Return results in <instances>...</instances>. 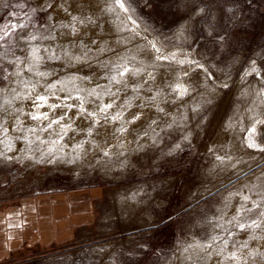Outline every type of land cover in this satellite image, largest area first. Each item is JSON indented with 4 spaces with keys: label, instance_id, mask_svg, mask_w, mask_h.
<instances>
[{
    "label": "rangeland",
    "instance_id": "1",
    "mask_svg": "<svg viewBox=\"0 0 264 264\" xmlns=\"http://www.w3.org/2000/svg\"><path fill=\"white\" fill-rule=\"evenodd\" d=\"M92 1H97L99 12L98 21L90 15L93 24L101 30L109 20L117 45L106 47L93 36L85 45L100 54L71 52L66 64L59 55L50 58L53 51H45L51 40L45 37H55L60 22L52 14L57 0H49L51 8L34 0H0V28L22 22L29 25L25 31L37 37L27 43L10 38L0 48V119L2 110L13 109L21 91L29 87L25 95L36 96L33 81L38 71L47 73V80L53 69L64 71L70 83L80 86L84 81L78 75L91 81L98 70L103 82L93 90L98 99L85 100L89 109L70 104L83 129L81 136L73 130L70 136L72 157L80 153L77 166L72 157H65L69 150L64 152L61 140L58 147L56 141L40 146L28 138L29 156L0 155V206L83 187L96 191L88 219L68 242L26 245L0 264H209L220 241L207 251L196 245H207L217 235L238 244L247 240V249H242L246 264H264V239H250L264 237V230L245 233L225 224L241 195L257 201L264 196V151L248 146L264 148V0H121L127 12L117 0ZM33 47L40 50L41 61L32 65L29 59L13 77L15 62L30 57ZM125 68L139 74L121 77ZM8 82L11 86L6 87ZM111 96L113 100L106 99ZM109 103L111 108L100 110ZM117 115L127 120L125 132L123 126L118 128L120 119H113ZM99 127L108 129L101 140L96 135ZM123 135L130 143L118 146ZM257 164L263 165L234 182ZM230 191L238 193V201ZM169 221L153 243L155 232ZM101 222L103 228L98 227ZM218 224L236 235L228 237ZM168 233V241H162ZM104 244L110 253L103 263L95 249ZM235 250L230 243L224 254ZM221 262L222 256L214 264Z\"/></svg>",
    "mask_w": 264,
    "mask_h": 264
},
{
    "label": "bare ground",
    "instance_id": "2",
    "mask_svg": "<svg viewBox=\"0 0 264 264\" xmlns=\"http://www.w3.org/2000/svg\"><path fill=\"white\" fill-rule=\"evenodd\" d=\"M34 1L40 7H42L41 0H34ZM47 2H49V0H47ZM60 3H61V0H57V2H55V5L52 7L53 8L52 9L53 16H56L55 18L59 19V21H60L59 24L57 23L58 25L56 26V29L54 30L55 38L51 39V40H47V42L45 44V47H46V49L47 48L49 49V52L50 51L54 52L55 58H56V55H59L60 58L67 64V63H69V60L71 57V55H70L71 52L72 53L73 52L78 53V54H80V56H81V54L89 55L91 57L92 56L94 57L95 55H99L100 53H98L99 52L98 49L90 50L91 48H88V46L85 45V44L90 43L92 41L91 38L93 36H96V38L98 37V39L100 38V41L101 40L104 41V42H102V44L105 43L106 47L107 46L113 47L114 45H117V40L112 35L114 27L109 20H105L103 25H101V30L100 29L97 30L96 26H98V25H94L95 23L93 24V23L85 22L82 24L79 21H72L70 15L65 14L62 10H60L57 7V5ZM66 6L69 7L71 15L80 16L82 13L86 14V15H92V17L94 15L95 18H93V19H96V16H97V18L99 16L97 1L68 0V3ZM71 22L74 24L75 28L78 29V31L75 34L72 33L71 27H62L61 28V25H69V23H71ZM133 26H137V24H135ZM140 30H142V29L140 28ZM89 40H90V42H89ZM97 40H95V42ZM97 43H99V42H97ZM37 47H41V45H38ZM103 48H105V46ZM59 56L57 59H59ZM91 57H90V60H92ZM86 58H87V56H86ZM70 62H71V60H70ZM78 64H79V62H78ZM80 64L82 65V62ZM80 64H79V66H80ZM76 65L74 66V68L76 67ZM22 67H23V63L15 62L14 73L18 74V73L22 72L23 71ZM68 67L69 66L66 65V68H64V70L65 71H66V69L69 70ZM76 70H77V68H76ZM97 71L96 70L94 71V74L91 78L89 76L91 81L89 79L84 80L83 77L78 75V80L84 81L83 84L80 86H75L72 83H70L69 80L64 77V75L68 76V74H64V71L61 72L63 74H58L57 71L53 69L52 75H50L51 77L49 76L50 78H48V80H47V77L45 75L41 76L38 74V73H43V72L38 71L36 74V78H34V81H33V82L37 81L35 83V87L33 88L36 91V96H34L35 95L34 93H33L34 98H30V97H27L25 95V93H27V90L29 87L26 89L25 93H22V92H24V90L22 89L23 91H21V89H20V91H21L20 97H16V100L14 101L13 106H10L13 109H11V108L8 109L7 104H6L5 107L7 108V110L1 111V119H0L1 121L0 122H1V124L3 123V127L0 128V135L2 136L0 138V155L2 156V158L4 157L6 159H13V158H16L18 156H23V155L29 156L30 151H29L28 138H32V139L36 140L40 146L45 145V144L48 145V143L50 145L51 141L52 142L56 141L55 144H57V147H58V144H59L58 142L61 140V143L59 145L61 146L62 149H64V152H65V150L66 151L69 150V152L66 153L67 155L65 157L66 158H69V156L72 157L73 145L71 144L72 140L70 137L71 136V130H73V133H75V135L81 136L83 134V129H82V127L80 128V126L79 127L77 126L79 115H78V112L74 108H72V106H70V104L76 103L79 106L86 107L85 105H87V103H88L86 101H90L93 98L98 99L97 95H95L93 93V92H95L93 90H95L98 86L97 83L98 82L100 83L99 80H101V78L98 76L99 73H97ZM66 73H69V72H66ZM74 73H75V70H74ZM79 74H80V72H79ZM13 77H15V75H13ZM69 77H70V75H69ZM17 78H19V77H17ZM102 83L103 82H101L100 84H102ZM9 86H11V83L8 82L6 87H9ZM16 88L18 89V87H16ZM31 89H29L28 93L31 92ZM18 91H19V89H18ZM78 93L81 94V96H82L81 99H78V98H80L77 96ZM38 96H44L46 98V102H41V101L37 100ZM106 99L107 100H113L112 96L107 97ZM90 102H92V101H90ZM41 103L43 104V106L38 107V105ZM53 106H55V107H53ZM5 107H3V108L5 109ZM87 107L89 109L88 105H87ZM95 109H96V107H94V105H93L92 110H95ZM44 114L47 115V118H43ZM34 116L40 117V118L33 119ZM61 117H63V119H60ZM53 121H59V122L53 123ZM126 121L127 120L125 118H122L118 122V128L123 126L121 129H124L121 132L126 131L124 128L125 123H127ZM49 125H51V126L49 127ZM107 132H108V129L106 127H99L98 131L96 132V135H98L97 139L101 140L103 137H105V135H107ZM73 140H75V139H73ZM29 141H30V139H29ZM31 142H33V141H31ZM118 143H119L118 146H127L130 143L129 136L123 135L122 137H119ZM61 148H60V150H61ZM62 152H63V150H62ZM30 154H31V152H30ZM74 155L75 156L72 158L74 159V164L77 166L78 163L80 162V153H78V152L76 153V151H75ZM66 161H68V160H66ZM261 165H263V164L254 165L252 168H250L252 170L248 173L243 174V172H241V175L239 174L238 177L236 176L237 178L234 179V182L243 181L245 176H247L251 172L256 171ZM230 195L234 201H238V193L234 194L232 191H230ZM104 226H105V223L101 222L98 227L103 228ZM107 244H109V243H107ZM104 246L105 247H103V246L101 247V245H99V247H96V249H95V252L102 258L103 263L106 262V260H108L107 255H108V253H110V252H108V249H107L105 244H104ZM241 252H243V250H241ZM238 253H240V252H238ZM219 259H220V256L214 255L208 261H209V264H210V262L214 264ZM203 264H208V263L204 262ZM248 264H259V262L252 260V261H249Z\"/></svg>",
    "mask_w": 264,
    "mask_h": 264
},
{
    "label": "crops",
    "instance_id": "3",
    "mask_svg": "<svg viewBox=\"0 0 264 264\" xmlns=\"http://www.w3.org/2000/svg\"><path fill=\"white\" fill-rule=\"evenodd\" d=\"M95 189L72 188L32 195L0 206V262L28 246L68 242L86 213ZM37 248V247H36Z\"/></svg>",
    "mask_w": 264,
    "mask_h": 264
},
{
    "label": "snow or ice",
    "instance_id": "4",
    "mask_svg": "<svg viewBox=\"0 0 264 264\" xmlns=\"http://www.w3.org/2000/svg\"><path fill=\"white\" fill-rule=\"evenodd\" d=\"M147 2V0H145ZM42 8H51L52 4L48 3L47 0H41ZM68 0H61V3L57 5V7L62 10L65 14L71 16L72 21H79L80 23H93L90 15L81 14L80 16L71 15L69 7H67ZM117 3L123 11L127 12L128 9L124 6V3L121 2V0H117ZM130 18V17H129ZM51 19V17H50ZM29 27L28 24L17 22V23H10L8 26L4 28H0V48L4 47L7 41L10 38H14L17 41H24L28 42L31 40H36L37 37L35 35L29 34L25 30ZM61 27H71L72 33L75 34L78 29L75 28L74 24L70 25H61ZM48 39H54L55 37H45ZM95 43V41H93ZM39 49L33 47L31 49L30 57H25L24 61H20L22 63L28 62L29 59L31 60L32 65H35L39 63L42 59V57L39 55ZM45 51H49L46 49ZM3 54H0L2 56ZM55 58V57H50ZM158 59H164L163 56L158 57ZM19 60V58H17ZM3 70L2 65H0V71ZM255 71V69H253ZM131 73L133 75H138L139 72L135 70H129L128 68L124 69V72L120 73L119 75L123 77L125 74ZM41 76L47 75V73H38ZM12 75H17V73H12ZM154 78V77H153ZM4 79H7V76L4 77ZM111 80L114 81L117 84L121 83L120 79H117L116 76H112ZM126 86V85H125ZM226 86V85H225ZM183 95V92H181ZM112 95H115L114 93ZM37 100L41 102H46V98L44 96H38ZM43 106V104H39L38 107ZM55 107V106H53ZM112 104L109 103L105 105L103 108H101V111H106L108 108H111ZM40 117L34 116L33 119H38ZM43 118H47V115L44 114ZM121 117L117 115L116 117H113V119H120ZM139 117L136 116L133 119H138ZM60 119H63L61 117ZM59 121H53V123H58ZM264 123V122H261ZM51 125H49L50 127ZM124 129H121L123 131ZM249 147L258 148L260 151H264V148H260L255 143H249ZM247 187V186H245ZM253 189H249V191H252ZM251 201V203H249ZM251 221L248 223L247 221ZM225 224H231L234 227L238 228L240 231L247 233L249 230H256L261 229L264 230V196L261 197L259 201L252 200L250 196L248 195H241L240 196V203L235 209L234 215L231 217L230 220H227ZM225 224H218V227L224 229L227 232L228 237H234L236 234L227 228H225ZM250 239L256 240V239H264V237H257L255 235L250 236ZM217 241H220V246L218 247V250L216 252L217 256H222V262L223 261H235L236 264H241V261L244 260L246 264L247 257L241 252L242 249H247L248 247V241L245 240L242 243H237V241L229 240L228 238L221 237L219 235L211 237V242L207 245H196V247L202 248L204 251H207L208 249L212 248L213 244H215ZM231 243V247L233 249H236L235 251H228L225 255L224 253L229 247V244ZM189 247H192L190 245ZM187 251V249H185ZM238 252H240V255H238ZM248 255H253V253H248ZM262 257H264V253L260 254Z\"/></svg>",
    "mask_w": 264,
    "mask_h": 264
},
{
    "label": "trees",
    "instance_id": "5",
    "mask_svg": "<svg viewBox=\"0 0 264 264\" xmlns=\"http://www.w3.org/2000/svg\"><path fill=\"white\" fill-rule=\"evenodd\" d=\"M170 223H171V221H169L167 224L162 225L161 228L158 229V230L155 232V235L153 236V243H154L156 240H158V238L161 239V238L159 237L160 232H162V230H166L167 227H168V225H170ZM168 235H169V233L166 234V235H164V237L162 238V241H163V239H165L166 241H168Z\"/></svg>",
    "mask_w": 264,
    "mask_h": 264
},
{
    "label": "water",
    "instance_id": "6",
    "mask_svg": "<svg viewBox=\"0 0 264 264\" xmlns=\"http://www.w3.org/2000/svg\"><path fill=\"white\" fill-rule=\"evenodd\" d=\"M216 191V190H215ZM214 192V190L213 191H210L209 193H213Z\"/></svg>",
    "mask_w": 264,
    "mask_h": 264
}]
</instances>
